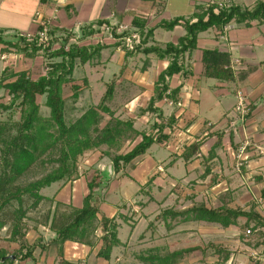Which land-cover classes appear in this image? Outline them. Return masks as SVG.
I'll return each instance as SVG.
<instances>
[{"label":"trees","instance_id":"1","mask_svg":"<svg viewBox=\"0 0 264 264\" xmlns=\"http://www.w3.org/2000/svg\"><path fill=\"white\" fill-rule=\"evenodd\" d=\"M231 22L246 25L257 22L258 25H264V0H258L252 9L219 4L199 6L191 19L164 22L160 24L164 30L172 31L176 26H182L185 35L176 44L168 43L163 48L144 46L153 30L145 32L144 23L135 19L134 27L145 36L142 45L135 47L133 51H128L120 42L113 45L126 52V59L144 53L154 54L159 59L170 62L157 77L153 96L147 108L142 111V114L149 113L154 117L151 128L142 132L134 128L133 120L122 121L110 110L108 104L114 97L115 81L107 85L100 104L91 106L79 117H74L84 91L83 86L88 85L85 78L82 79L83 85L73 78L74 70L78 64L85 66L98 61L102 50L106 48L104 43L81 46L79 44L83 38L77 40V43H71L75 37L67 34L60 41L51 31V40L47 43H42L38 34L29 38L21 35L9 41L0 30V46L4 47L1 54L15 51L33 58L43 53L47 59L45 68L37 79H32L27 72L15 73L9 67L0 76V90H4L8 98V101H0V112L18 110L19 113L18 121L0 119V231L8 228L10 241L19 244L15 252L8 247H0V264H19L28 260L36 264L39 258L37 251L43 254L53 246L56 248L59 264H81L66 259V243L88 247L90 250L99 245L96 258L110 262L114 249L122 246L118 236V218H108L101 210L113 173H120L134 160L144 156L154 144L167 146L173 139V133L178 129L175 116L172 114L165 118L157 104L168 100L167 104L171 102L172 107L178 106L181 87L171 89L170 79L177 74H184L185 77L191 74L184 67L185 55L198 49L199 34L212 28L223 32ZM56 45L58 47L54 48ZM202 64L203 76L206 78L228 83L235 80L228 53L203 50ZM124 70L125 66L120 72L123 73ZM67 88L70 89V96L65 95ZM40 97L45 98L44 106L49 110L48 117L41 115ZM106 116L109 117L108 120ZM139 137L140 141L130 151L115 155L109 152L112 149L120 150L125 141L133 143ZM221 140L222 136H218L217 144ZM203 144L204 141L200 140L187 146L183 153L185 162L197 156ZM103 146L109 149L105 155L110 157L111 165L104 171L95 170L88 174V193L83 197L81 207L54 202L45 196L44 190L54 184L73 183L82 178L80 158L86 152ZM211 158L212 155L208 159ZM208 170L209 167L206 168V173ZM261 201L264 203V191L261 192ZM45 203H49L50 207L35 219L34 231L38 232L41 226L53 233L54 237L45 242L39 236L30 242L26 220L30 218L31 212ZM256 208L257 203L254 201L247 208H232L226 203L213 208L204 203H194L184 210H164L157 220L215 224L225 230L243 231V237H246L245 231L251 229L249 237L257 235L261 241L259 244H264V215ZM122 218L128 221L127 217ZM98 231L101 232L99 236ZM209 251L217 256L221 264H227L232 254L229 247L212 243L173 252L152 248L137 258L142 264H179L185 257L196 252L204 255L205 260Z\"/></svg>","mask_w":264,"mask_h":264},{"label":"crops","instance_id":"2","mask_svg":"<svg viewBox=\"0 0 264 264\" xmlns=\"http://www.w3.org/2000/svg\"><path fill=\"white\" fill-rule=\"evenodd\" d=\"M257 2L258 0H0V30L3 32L4 38L9 41L14 40L9 39L10 36L35 35L39 29L37 24V15H39L41 21L60 41L61 37L72 34L76 40L83 38L79 45L88 46L90 37L98 38V34L93 29L101 23L111 26L127 23L134 26V20L139 19L145 25V32L153 30L144 46L163 48L168 43L176 44L185 35L182 26H176L172 31L164 30L160 27V24L164 22L174 19H191L199 6L224 4L235 5L242 9H252ZM227 26L229 28L223 32L212 28L199 34L198 49L192 54H186L184 58V67L186 70H190L191 74L188 77H185L184 74H177L170 79L171 89L181 87L179 94L181 106L172 107L164 100L157 104L165 118L172 114L175 116L177 132L181 134H179V139L185 138L188 132L196 136L194 138L187 135L188 138L204 141L200 153L185 162L183 152L172 150L174 146L172 147V140H170L167 146L156 144L158 148L155 152H150V148L144 156L134 160L120 173H113L101 206L102 212L108 218L118 215V211L124 212L127 206H130L129 210L137 213V203L142 199V202H147L145 208L154 206L158 210L155 219L164 210H184L190 208L194 203H204L213 208L223 203L232 208H247L248 204L254 201L257 203L256 210L263 215L261 209H264V205L260 204V201L261 192L264 191V25H258L257 22H251L249 25L231 22ZM89 42L91 45L97 43V41L92 43L91 40ZM104 44L106 48L102 50L101 58L83 66L84 68L88 66L89 68L102 67L103 71L98 74L102 82L105 80L103 73L107 70L106 73L111 71L113 74L110 69L115 64L120 70L125 66L128 71L135 60L142 58L144 60L143 74L147 78V75L150 76L153 73V76L155 75L153 84H155L159 74L170 63L167 59H159L154 54L144 53H138L126 59V52L112 46L111 41H106ZM57 47L58 45L54 48ZM2 48L4 47L0 46L1 60H5L4 69L11 68L14 60L19 57L21 60L18 67L11 68L15 73L27 72L32 79H37L40 76L39 74L37 78L34 77L38 70L37 66L40 73L43 72L47 61L43 53L30 58L17 52L1 54ZM203 50H218L228 53L231 56L235 80L228 83L204 77ZM115 58L119 59V63L114 62ZM126 70L119 78L120 83L131 81ZM202 78L207 80L204 81V92L202 91ZM89 80L88 82H92L91 79ZM153 91L154 85L150 98L153 96ZM239 91L244 93L251 106L250 113L245 117L236 111ZM218 136H222L219 144H217ZM183 144L187 147L190 142L185 139ZM243 147L248 160L238 171L236 157ZM210 155L212 158L208 159ZM158 167H163L164 172H159ZM207 167L209 170L206 173ZM93 171L95 170H91L88 174ZM88 174L73 183H58L60 186L56 193L53 196L46 194L45 196L50 199L54 198L55 202L76 208L81 207L83 197L88 193ZM55 185L57 186V184ZM113 189L118 190V197L112 202L106 201ZM145 194L148 201H144ZM176 200H179L178 202L182 205L173 206L171 203H176ZM119 206L125 208L120 210ZM157 221L161 222L160 226L162 225L165 230V243L155 245L164 239H161L160 235L154 234V237L152 235L154 245L151 249L159 248L165 252L193 248L187 246L184 239L186 235L190 236L186 228L182 229L183 234L179 235L185 241H172L176 238L177 227L203 223H182L180 220ZM127 222H130L129 219ZM139 223L132 229L126 224L119 226L118 236L122 246L114 249L110 262L96 258L99 245L90 250L88 247L72 243L65 244L66 259L73 263L89 264V258L93 255V263L113 264L119 250H128L131 240L135 238L134 235L140 227ZM203 224L220 227L215 224ZM123 225L127 226L125 232L128 229L131 231L126 241L119 235ZM152 226L153 223H149L145 227V231H148ZM42 228L48 233L47 235L41 233L44 234L45 242L54 237V234L48 229ZM160 228L162 229V227ZM223 230L228 236L237 237V240L233 241V245L239 247L241 251L250 252L252 262L249 264H264L263 244H260V249L255 251L250 246L241 243V238H249L243 237V231ZM38 232L42 231L39 229ZM177 245L180 247L176 248ZM230 246L227 247L230 248ZM230 250L232 249L230 248ZM36 254L39 256L36 264H53L57 256L54 246L43 254L38 251ZM116 260L120 261V259ZM30 262L28 260L24 263L29 264ZM31 263L33 264V262Z\"/></svg>","mask_w":264,"mask_h":264},{"label":"rangeland","instance_id":"3","mask_svg":"<svg viewBox=\"0 0 264 264\" xmlns=\"http://www.w3.org/2000/svg\"><path fill=\"white\" fill-rule=\"evenodd\" d=\"M164 33V31H162ZM94 36L90 37L88 39V44L91 45L89 40L93 43V41L99 42V37ZM145 37V36H144ZM16 36H10L9 39H15ZM145 40V39H144ZM115 45L112 43V46ZM15 52V51H13ZM20 58L17 57L16 60H14V64L12 63L11 68L13 67H18L20 63ZM119 59L115 58L114 62L119 63ZM5 61V60H4ZM1 60L0 56V75L2 70L5 67V62ZM143 59L141 58L140 60H135L134 63L128 68L129 70L127 73H129V76L131 77V81L129 82H124L120 83L119 78L122 74H124L125 70L123 73L120 72V68L115 64L112 69L113 74H111V71L109 73H103L105 76L103 79H105L103 82L100 81V76L98 74H101L99 72L103 71L102 67L98 68H89L88 67H83L81 65H77L74 73H73V78L79 82V84L83 85V77H87V79H91L92 82H88L87 86H83V93L81 94V97L79 99V102L77 104L78 111L75 113L74 117H79L83 112L88 109L91 106H97L98 104L101 103V100L106 92L107 85L111 83L112 81H115L116 87H115V93L113 100L110 104H108L110 110L114 113L115 117L122 120V121H127V120H133L134 121V128L137 131H148L152 124L154 123V117L151 114H142V111L147 108L148 105V100L150 98V94L153 89V83H154V77L153 73L149 76L147 75V78H145V75L143 74ZM45 68V67H44ZM37 72L34 74L35 78L38 77V75H41V71L39 70V67L37 66ZM98 72V73H96ZM90 81V80H89ZM96 81V82H95ZM204 78H202V91L204 92ZM65 95L70 96L71 92L70 89L67 88L65 90ZM0 101H8V98L5 95L4 90H0ZM45 103V98L40 97L39 98V104L41 107V115L43 117H48L49 116V110L44 106ZM202 115L204 116L203 112ZM0 119L3 120H9L11 121H18L19 120V113L18 110L12 111V112H0ZM106 119L108 120L109 117L106 116ZM168 133V131H167ZM193 136L196 138L194 134L186 133L185 138L182 137L181 139L177 138L174 140L172 143V150L177 152V148L184 143L185 139L187 141L190 140L188 136ZM140 137L135 141L131 142L130 140L125 141L123 143V146L120 150H110L109 152L112 155L115 154H123L128 151H130L135 144H137L140 141ZM195 140V139H194ZM158 146L154 144L151 147L150 152H155L157 150ZM108 147L103 146L100 149L97 150H92L88 151L84 154L83 157L80 158L79 160V167L81 173H83V176L85 174L89 173L91 170H99V171H104L108 166L111 165V160L110 157L105 155V152H108ZM162 170L159 169L158 171L163 173L164 168L161 167ZM115 174V173H114ZM113 176V175H112ZM60 184H57V186L53 185L52 188L44 190V194L53 196L56 191L59 189ZM115 188V187H114ZM144 201L147 200V195H144ZM118 197V190L113 189L110 195L107 197L106 201L112 202L114 199ZM54 199V198H52ZM137 203L138 207V212L136 213L135 211H132L131 209L129 210L125 208L124 206H119L120 210H123L124 212H117L118 215L116 214V217L118 218V224H126L128 227L131 229L138 224L139 222V229L134 235V239L131 240V244L128 247V250H119L117 252V255L114 258L113 264H142L137 256L144 254L147 252L151 247H153V237L154 234L162 237L161 239H164L160 243H156L155 245H163L165 243V230L163 229V226L161 222H158L157 219H155L156 214H157V209L156 207L153 206V208H145L146 203L142 202ZM148 201V200H147ZM179 200H176V203L172 202L171 204L175 207L182 205ZM55 202V201H54ZM55 204L52 206V209L54 208ZM50 207L49 203H45L39 207L38 210L33 211L29 214V219L26 220V225H27V237L30 242H32L35 238L42 236L45 233L47 235L48 233L40 226L39 229L42 232H36L37 230L34 231V226L36 224L35 219H37L40 215L46 213L48 211V208ZM262 214L264 215V209H261ZM115 215V214H114ZM126 216L130 222L125 221L122 217ZM153 223V226L147 231H145V227L149 223ZM178 222V221H176ZM126 225H123L121 228V231L119 232L120 238L124 239L126 241V238L128 240L130 232L129 229L125 232L126 230ZM162 227V229L160 228ZM186 228L187 233H190V236L186 235L184 238L187 242V246L191 247H196L199 245L204 247L208 246L212 243L215 244H224L227 246H230L232 250L231 253L233 256H231V260L227 264H249V262H252V258L250 255V252L247 251H241L239 247H236L233 245V241L237 240V237L232 238L228 236L226 233H224V230L220 227L217 226H212V225H207L203 223H192L187 226L180 225L177 227V232H176V238H174L172 241L180 242L182 239V236H179L180 234H183L182 229ZM38 229V231H39ZM160 231V232H159ZM189 231V232H188ZM97 235H101V232L98 231ZM153 235V237H152ZM242 241L241 243L244 245L250 246L253 250L257 251L260 246V240L257 235H252L249 238H241ZM184 240V241H185ZM230 241V242H229ZM232 241V242H231ZM19 244L17 242H12L10 241V232L8 231V228H4L0 231V247H8L10 251L15 252L18 249ZM180 247V245H177L176 248ZM53 252V251H51ZM50 252V253H51ZM55 253V252H53ZM90 256V255H89ZM92 256L89 258V264H97L93 263ZM116 259H120L119 262H117ZM203 259V260H202ZM73 263V262H72ZM81 264H85L84 262H80ZM21 264V263H19ZM22 264H25L22 262ZM29 264H32L31 262ZM53 264H59V258L58 256L55 257V261ZM88 264V263H86ZM179 264H221L218 262L217 256L214 254H211V251L208 252L207 256L205 257L204 260V255H202L200 252L193 253L192 255H189V257H186L185 259L181 260Z\"/></svg>","mask_w":264,"mask_h":264},{"label":"built area","instance_id":"4","mask_svg":"<svg viewBox=\"0 0 264 264\" xmlns=\"http://www.w3.org/2000/svg\"><path fill=\"white\" fill-rule=\"evenodd\" d=\"M220 6H223L224 4H219ZM40 16L37 15V24L38 27L41 28L42 30H38L36 34L39 35L40 40L42 41V43H47L51 40V37L49 35L50 33V29L47 27V25L45 23H43L41 21V19L39 18ZM229 28V26H226L224 28L223 31H226ZM93 30H95V32L98 34L99 37V42L101 43H106V41H111L112 43L116 44V43H122L125 48L128 51H133L135 49V47L142 45V42L144 41L145 37L141 35V32L138 28L127 24V23H122L119 24L117 26H111L109 24L103 23L102 25H98L96 26ZM22 36H26V37H32L33 35H22ZM98 42V43H99ZM71 43H77V40H71ZM238 103L236 105V111L238 113H240L243 117L247 116L250 113L251 110V106L250 103L247 101L244 93L242 91H239L238 94ZM168 100H165V102H167ZM169 105L171 106V102L169 103ZM178 106L180 107L181 104L178 103ZM178 130H176L173 133V139H172V143L174 142L175 139L180 137V133L177 132ZM180 134V135H179ZM190 142V144L188 146H190L191 144H193L194 142H196V140H194L192 137L190 138V140L188 141ZM185 145L182 144L177 148V152H183L185 150ZM244 150L245 148L243 147L240 151V153L238 154L237 158V164H236V169L239 171L241 170V168L243 167L244 163L248 160L247 155L244 154ZM160 170H162L161 167H159ZM260 204L264 205V203L262 201H260ZM252 234L251 229H247L245 231V235L246 237H249ZM263 252H264V244H263Z\"/></svg>","mask_w":264,"mask_h":264}]
</instances>
